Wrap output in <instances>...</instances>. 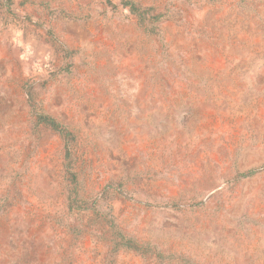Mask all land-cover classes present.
<instances>
[{
  "label": "rangeland",
  "instance_id": "rangeland-1",
  "mask_svg": "<svg viewBox=\"0 0 264 264\" xmlns=\"http://www.w3.org/2000/svg\"><path fill=\"white\" fill-rule=\"evenodd\" d=\"M0 264H264V0H0Z\"/></svg>",
  "mask_w": 264,
  "mask_h": 264
},
{
  "label": "trees",
  "instance_id": "trees-1",
  "mask_svg": "<svg viewBox=\"0 0 264 264\" xmlns=\"http://www.w3.org/2000/svg\"><path fill=\"white\" fill-rule=\"evenodd\" d=\"M42 120L45 122H47V121L49 122V118H47V117H43ZM50 122L52 123V121H50Z\"/></svg>",
  "mask_w": 264,
  "mask_h": 264
}]
</instances>
